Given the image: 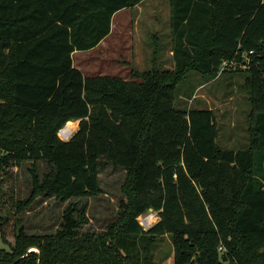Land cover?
<instances>
[{"label":"trees","instance_id":"16d2710c","mask_svg":"<svg viewBox=\"0 0 264 264\" xmlns=\"http://www.w3.org/2000/svg\"><path fill=\"white\" fill-rule=\"evenodd\" d=\"M141 1L0 0V183L27 161L49 168L30 170L24 200L8 197L0 264H158L165 235L172 264H264V0H170L174 69L153 63L133 73L138 82L84 76L72 54L95 48L114 14ZM222 62L247 66L244 149L219 147L212 110L174 106L188 72L213 78ZM70 121L78 129L62 141ZM108 163L126 179L105 231L82 234L88 205L68 203L54 233L24 232L17 215L37 197L99 195ZM149 209L159 220L142 231L136 219Z\"/></svg>","mask_w":264,"mask_h":264},{"label":"rangeland","instance_id":"374dc122","mask_svg":"<svg viewBox=\"0 0 264 264\" xmlns=\"http://www.w3.org/2000/svg\"><path fill=\"white\" fill-rule=\"evenodd\" d=\"M171 9L170 0H143L133 8L121 10L112 18L110 33L100 45L72 54L73 66L84 76L101 75L136 82L139 79L134 74L150 70L153 63L159 70L174 69L178 57L173 52L175 40L170 34ZM171 37L173 43L170 42ZM245 69L247 66L244 64L223 65L213 78L190 71L176 87V109L206 108L213 111L218 126L217 144L221 149L238 150L249 146L247 130L251 107L244 88ZM71 122L75 123L74 134L78 121ZM32 168L36 169L40 178L49 170L44 161H27L10 169L8 176L3 177L0 183L1 217L11 214L8 197L16 201L29 195ZM98 177L102 192L96 197L72 198L64 203L55 198L37 197L22 214L17 215L24 232L29 235L54 233L68 203L88 205V223L82 226V234L105 231L117 220L119 204L124 199L122 186L126 172L108 163L99 171ZM2 249L8 250V246L0 237ZM172 255L170 237H160L154 252L155 261L172 264Z\"/></svg>","mask_w":264,"mask_h":264},{"label":"built area","instance_id":"2783aa9c","mask_svg":"<svg viewBox=\"0 0 264 264\" xmlns=\"http://www.w3.org/2000/svg\"><path fill=\"white\" fill-rule=\"evenodd\" d=\"M234 63L235 62H230V63L229 62H222L221 66H223V65L224 66H231ZM66 124L57 133L58 138L62 141H68L71 138V136L73 135V131H74V128L73 129L71 128L68 130L67 129L68 125L66 126ZM136 220H137L138 225L142 229V231H148L155 223L158 222L159 211L148 210L147 212L139 215Z\"/></svg>","mask_w":264,"mask_h":264},{"label":"bare ground","instance_id":"6f19581e","mask_svg":"<svg viewBox=\"0 0 264 264\" xmlns=\"http://www.w3.org/2000/svg\"><path fill=\"white\" fill-rule=\"evenodd\" d=\"M67 125H68V128H67L68 130L71 129V128L73 129V128L75 127V123H74V122H71V121L68 122V123L66 124V126H67ZM69 127H70V128H69ZM67 129H66V130H67ZM74 131H75V130H74Z\"/></svg>","mask_w":264,"mask_h":264},{"label":"crops","instance_id":"0c3cea01","mask_svg":"<svg viewBox=\"0 0 264 264\" xmlns=\"http://www.w3.org/2000/svg\"><path fill=\"white\" fill-rule=\"evenodd\" d=\"M124 10H125V9H124ZM119 12H120V11H119ZM119 12H117V13H119ZM117 13H116V14H117ZM116 14H114V16H115ZM114 16H113V17H114ZM113 17H112V18H113ZM170 34H171V33H170ZM107 37H108V36H107ZM107 37H106V38H107ZM106 38H104V39H106ZM104 39H103V40H104ZM103 40H102V41H103ZM102 41H101V42H102ZM101 42H100V43H101ZM170 42H172V37L170 38ZM100 43H99L98 45H100ZM172 43H173V42H172ZM172 43H171V44H172ZM98 45H97V46H98ZM77 69H78V68H77ZM78 70H79V69H78ZM100 76H101V75H100ZM87 77H89V76H87ZM125 80H126V79H125Z\"/></svg>","mask_w":264,"mask_h":264},{"label":"water","instance_id":"95a60500","mask_svg":"<svg viewBox=\"0 0 264 264\" xmlns=\"http://www.w3.org/2000/svg\"><path fill=\"white\" fill-rule=\"evenodd\" d=\"M149 210H152V209H149ZM223 261H225V257H223Z\"/></svg>","mask_w":264,"mask_h":264}]
</instances>
